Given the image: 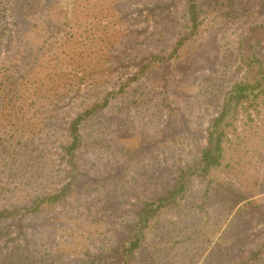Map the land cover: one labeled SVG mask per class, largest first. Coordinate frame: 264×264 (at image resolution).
<instances>
[{"label": "rangeland", "instance_id": "1", "mask_svg": "<svg viewBox=\"0 0 264 264\" xmlns=\"http://www.w3.org/2000/svg\"><path fill=\"white\" fill-rule=\"evenodd\" d=\"M185 3L0 0V100L14 97L0 109V210L66 184L68 122L113 95L80 127L65 198L0 221V264H113L136 211L198 159L224 93L246 78L238 42L264 23V0H197L198 32L170 57ZM254 53L264 68V45ZM152 55L167 61L140 73ZM223 148L221 165L151 221L135 264H264V96Z\"/></svg>", "mask_w": 264, "mask_h": 264}, {"label": "trees", "instance_id": "2", "mask_svg": "<svg viewBox=\"0 0 264 264\" xmlns=\"http://www.w3.org/2000/svg\"><path fill=\"white\" fill-rule=\"evenodd\" d=\"M185 8L187 16L186 35L178 39L170 57L175 56L178 49L197 34L200 26L197 0H186ZM4 27L5 23H3ZM256 45H264V23L250 28L238 42L239 68L247 73L246 78L235 82L224 93L220 111L208 121L205 129V145L201 147L198 159L193 164H188L179 170L177 180L165 195L144 202L136 211L134 220L128 223L126 230L122 233L123 235L111 249L113 264H135L137 260L136 253L145 241L151 221L158 216L161 210L177 205L185 196L193 179H205L212 169L221 165L224 153L223 143L227 133L234 128L241 112L253 106L259 98L264 96V68L255 56L254 47ZM165 61H167L166 57L152 55L150 62L142 67L140 73L146 70L150 64ZM136 79L137 76L133 80ZM122 90L123 88L120 93H122ZM112 96L106 95L101 101L85 107L68 122L66 129L67 142L61 147L68 166V181L66 184L55 193L38 195L28 206L1 209L0 221L17 220L20 222L22 218L28 215H36L41 212L44 205L57 204L65 198L75 180L77 170L76 151L81 144L80 127L92 114L106 108ZM13 98L4 93L0 100V109L5 110L9 104H13ZM7 142L11 143L12 139L8 137ZM241 199L244 200L242 197Z\"/></svg>", "mask_w": 264, "mask_h": 264}]
</instances>
